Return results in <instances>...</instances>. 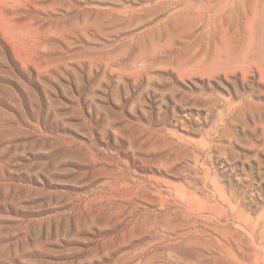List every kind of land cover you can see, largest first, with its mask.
<instances>
[{
  "label": "rangeland",
  "instance_id": "rangeland-1",
  "mask_svg": "<svg viewBox=\"0 0 264 264\" xmlns=\"http://www.w3.org/2000/svg\"><path fill=\"white\" fill-rule=\"evenodd\" d=\"M250 63L264 0H0V264H264Z\"/></svg>",
  "mask_w": 264,
  "mask_h": 264
},
{
  "label": "bare ground",
  "instance_id": "bare-ground-1",
  "mask_svg": "<svg viewBox=\"0 0 264 264\" xmlns=\"http://www.w3.org/2000/svg\"><path fill=\"white\" fill-rule=\"evenodd\" d=\"M246 67H248L246 70H244V75L246 74V73H248V72H251V73H255L256 71H258V73H260L259 75H260V77L264 80V75H263V71L257 66V65H255V64H253V63H250V64H247L246 65ZM244 75H243V77H244ZM246 76H247V74H246ZM225 117V116H224ZM209 196V195H208Z\"/></svg>",
  "mask_w": 264,
  "mask_h": 264
}]
</instances>
